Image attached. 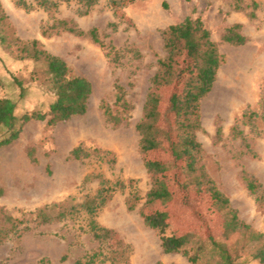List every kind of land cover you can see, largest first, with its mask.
Returning a JSON list of instances; mask_svg holds the SVG:
<instances>
[{
  "label": "rangeland",
  "instance_id": "obj_1",
  "mask_svg": "<svg viewBox=\"0 0 264 264\" xmlns=\"http://www.w3.org/2000/svg\"><path fill=\"white\" fill-rule=\"evenodd\" d=\"M27 1L33 5L30 9L18 5L16 0H0L7 16L0 24V97L18 102V116L46 112L54 99L48 88L33 80V71L39 69L37 64L19 59L16 47L8 48L2 42L4 34L8 41L13 37L39 40L41 48L68 63L72 75L86 77L93 90L86 113L53 126L47 120H31L16 140L0 148V211L21 218L22 212L63 201L71 195H94L102 179L126 184L134 180L133 189L127 186L115 190L95 215L98 224L114 229L131 246L128 261L98 264H194L182 253H165L159 233L146 224L141 214L152 177L143 162L136 128L159 60L166 55L163 32L191 16L202 18L223 55L213 87L201 100L202 129L198 139L203 146L202 160L240 218L264 232V208L242 177L245 170L264 186V119L256 118L253 125L243 124L242 119L248 110L262 111L264 0H246L241 11L234 8L235 0H136L123 7L124 16L122 12L115 14L112 0H97L86 14L80 13L83 0H54L59 5L52 9L39 6V0ZM253 1L259 3L256 18L248 14L251 8L247 5ZM62 19L74 20L85 31L98 28L106 46L89 36L65 30L42 33ZM237 23L242 24L246 42H225V29ZM13 76L23 81V96L19 95ZM118 86L132 107L127 118L115 124L108 119L105 108L109 106L114 113L122 111V102L117 99ZM169 92L168 88L164 90L166 95ZM238 94L243 97L234 105ZM236 122L245 139L231 135ZM4 135L5 131L0 130V138ZM79 145L109 154L75 159L70 152ZM158 157L164 159L165 155ZM134 189L142 199L135 209H129L127 199ZM169 208L173 226L182 231L204 228L212 219L201 196L194 195L189 201L179 197ZM88 223L89 215L81 211L60 222L28 223L30 229L21 224V230L12 232L0 245V264H73L100 250ZM210 226H214L213 222ZM248 264L259 263L252 260Z\"/></svg>",
  "mask_w": 264,
  "mask_h": 264
},
{
  "label": "trees",
  "instance_id": "obj_2",
  "mask_svg": "<svg viewBox=\"0 0 264 264\" xmlns=\"http://www.w3.org/2000/svg\"><path fill=\"white\" fill-rule=\"evenodd\" d=\"M134 1L136 0H112L111 5L115 14L119 15L123 7ZM245 1L235 0L234 8L244 10ZM16 2L28 9L33 6L27 0ZM83 2L80 13L86 14L97 0ZM38 5L52 9L57 8L59 2L39 0ZM247 7L251 8L248 13L250 18H256L259 3L253 1ZM121 16H124L123 12ZM6 18L0 4V24ZM112 25L117 26V23ZM52 30L89 36L101 46H106L98 28L85 31L74 20H57L44 28L42 33L47 35ZM163 33L166 55L159 60L158 70L152 78L143 107V116L136 125L140 134L143 162L152 177V187L147 192L141 209L144 221L159 233L165 253H182L194 264H248L252 260L264 264V232L254 229L240 218L230 198L220 190L202 160L203 146L198 139V131L202 129L201 100L213 87L223 55L201 17L188 16L183 21L168 26ZM222 39L236 45L244 44L247 40L240 23L227 27ZM1 40L8 48L16 47L19 59H29L37 64L39 69L33 71V80L48 88L54 99L46 112L32 111L18 116V102L11 97H0V130L5 131V135L0 138V148L16 140L23 127L31 120H47L48 125L53 126L86 113L93 90L92 83L86 77L72 75L68 63L60 56L41 48L37 39L21 40L13 37L8 41V35L4 34ZM13 80L19 88V95L23 96L26 92L23 81L16 76H13ZM117 88V99L122 102V111L114 113L109 106L105 108L108 119L115 124L126 119L132 107L124 99L122 87ZM166 88L170 89L169 95L164 93ZM261 110V113L254 110L244 112L243 124L253 125L258 117L264 119V89ZM221 135L222 127L219 126V139ZM231 135L245 139L244 131L237 122L231 128ZM161 153L165 155L164 159L158 157ZM70 154L75 159H82L94 154L107 156L109 152L79 145ZM242 177L259 206L264 208L262 183L245 170L242 171ZM88 179L89 176L84 179V183ZM133 182L134 180H130L128 184L120 181L111 183L102 179L100 188L94 195L84 198L71 195L63 201L22 212L21 218L2 210L0 245L12 232L20 231L21 224H26L24 229H30L28 223L42 225L60 222L85 211L89 215V231L101 246L99 251L87 254L73 264L127 262L131 246L114 229L98 224L95 215L115 190L127 186L133 189ZM194 195L205 199L207 213L212 216L210 223L206 222V226L201 229H176L169 206L174 205L179 197L183 201H189ZM141 199L137 190H132L127 199L128 208L135 209ZM211 222L214 226H210Z\"/></svg>",
  "mask_w": 264,
  "mask_h": 264
},
{
  "label": "bare ground",
  "instance_id": "obj_3",
  "mask_svg": "<svg viewBox=\"0 0 264 264\" xmlns=\"http://www.w3.org/2000/svg\"><path fill=\"white\" fill-rule=\"evenodd\" d=\"M222 90H223V89H222ZM244 94H245V93H244ZM239 95H240V94H238L237 97L234 98V100H233V104H234V105H236V103H238L239 100L242 99L243 96H242V95L239 96ZM224 99H225V98H224ZM227 99H228V98H227ZM222 102H223V101H222ZM225 102H226V101H225ZM232 106H233V105H232Z\"/></svg>",
  "mask_w": 264,
  "mask_h": 264
}]
</instances>
